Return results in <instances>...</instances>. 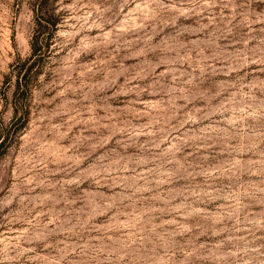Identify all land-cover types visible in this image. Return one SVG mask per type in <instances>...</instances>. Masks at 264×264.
Segmentation results:
<instances>
[{
    "label": "rangeland",
    "instance_id": "rangeland-1",
    "mask_svg": "<svg viewBox=\"0 0 264 264\" xmlns=\"http://www.w3.org/2000/svg\"><path fill=\"white\" fill-rule=\"evenodd\" d=\"M0 264H264V0H0Z\"/></svg>",
    "mask_w": 264,
    "mask_h": 264
},
{
    "label": "trees",
    "instance_id": "trees-1",
    "mask_svg": "<svg viewBox=\"0 0 264 264\" xmlns=\"http://www.w3.org/2000/svg\"><path fill=\"white\" fill-rule=\"evenodd\" d=\"M22 67V66H21Z\"/></svg>",
    "mask_w": 264,
    "mask_h": 264
}]
</instances>
